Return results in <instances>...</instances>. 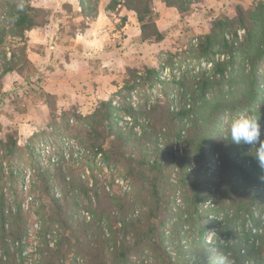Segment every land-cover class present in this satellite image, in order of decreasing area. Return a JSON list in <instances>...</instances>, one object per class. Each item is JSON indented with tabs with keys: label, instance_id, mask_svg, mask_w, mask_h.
Here are the masks:
<instances>
[{
	"label": "trees",
	"instance_id": "1",
	"mask_svg": "<svg viewBox=\"0 0 264 264\" xmlns=\"http://www.w3.org/2000/svg\"><path fill=\"white\" fill-rule=\"evenodd\" d=\"M97 1L78 0L83 17H97ZM161 1L183 15L200 0ZM17 2L0 0V97L5 74L33 68L27 32L47 21L43 8L31 0H24L23 12H17ZM117 7L134 12L140 41L163 40L153 0H109L106 9ZM185 52L193 58L208 59L215 53L228 57L196 73L184 70L171 80L155 67L144 68L142 74L128 69L123 105L115 104L113 97L100 100L87 116L73 112L72 125L64 112L66 129L94 156L118 164L127 183L140 180L145 193L130 198L105 188L100 191L95 179L88 186L71 166H59L54 174L47 167L39 170L38 184L47 197L41 203L45 211L41 219L58 223L63 231L48 247L49 253H43L42 264H59L51 257L62 242L74 250L62 257L70 253L82 257L81 263L73 264H264V170L249 145L223 139L230 115L243 108L264 118V89L259 87L264 77L258 73L264 61V2L239 5L235 16L215 18L210 31L191 40ZM157 82L178 87L175 108H169L168 100L149 107H134L128 101V92L138 85ZM226 113L229 118L223 121ZM141 117L148 123L135 130ZM0 149L9 157L22 150L11 134L0 138ZM214 153L219 163L207 175L201 163ZM93 170L89 177L94 178ZM16 176L20 172L11 170L10 177ZM55 176L61 185L58 195L53 189ZM82 194L88 198L89 213L74 215ZM14 201L8 203L0 187V264H21L5 242L19 244L26 228L27 214L20 199L15 196Z\"/></svg>",
	"mask_w": 264,
	"mask_h": 264
},
{
	"label": "rangeland",
	"instance_id": "2",
	"mask_svg": "<svg viewBox=\"0 0 264 264\" xmlns=\"http://www.w3.org/2000/svg\"><path fill=\"white\" fill-rule=\"evenodd\" d=\"M73 1L75 5L68 3V0H31L33 6L43 8L47 21L42 26L33 28L30 31L34 33L37 30H50L53 31L54 34L56 33V36L54 35L53 37V33H49L48 31L44 42L40 43L37 41L39 38L35 40L34 37L29 35L32 32L29 33L30 31H28V55L32 56L34 52H43L46 47L49 51H53L54 49L50 46H54V41L57 39L56 37L59 38L58 40L63 45L68 46V44H73L76 35L83 33L87 26V22L92 19L83 17L81 11L74 9V7L76 5L79 6V4L78 0ZM256 1L264 2V0L235 1L236 6L234 5V9L232 8V10H234L233 16L236 14L237 6L250 5ZM108 2L109 0H98L97 11L101 10L102 13L107 14L105 18L107 24L105 27H109L111 30L115 29L116 31L120 28V21L115 23L114 20L118 17L123 18V16L119 15L118 10L120 7H117L113 11L107 10L106 6ZM228 10L229 8H227L226 14H233V12L230 13ZM110 12H115V14H109ZM189 12L180 17H177V14L176 16H174V14L170 16L166 14L162 26L167 28V30L165 32L159 30L164 35L163 40L151 42L154 43L151 48L143 47L131 52L129 55L126 54L125 57L128 59L126 62H129L126 63V65L122 61L120 64L106 65L107 67L103 68V74H105L104 85L109 88L111 83L115 84V86L112 84L114 89L107 95L106 99L113 97V102L115 104L123 105L125 103L122 94L127 93L123 89V83L128 69H137L142 74L144 68L155 67L158 68L162 77L165 76L168 80H171L174 76H179L184 70L190 71V73H196L201 71V69L210 68L221 55L224 56V60L227 59L228 56L225 53H215L208 59L206 57L193 58L186 54L185 51L191 40L195 42L197 37L207 34H193L190 32V25H187L188 23L183 21L189 15ZM59 14H63L65 17V21H60V24L55 18V16ZM197 14L198 10L194 9L193 15ZM221 16L227 17L225 14ZM194 18L196 19L197 16H194ZM58 19H62V16ZM214 19L208 20V28L211 29ZM135 26L138 25L132 26V32ZM238 34L241 37L243 30L239 29ZM105 37L109 44L108 35H105ZM89 38L93 40L91 36H84L83 41L85 40L86 42ZM122 39L123 31L119 32L116 36H112L110 47L106 46L104 48L107 52H104L102 57H97L96 60L104 58L105 61H108L113 57H123V54L119 53V51L110 53V48L114 47L115 49L117 46H122ZM83 41L81 40L78 44L75 43L76 48L86 44L87 48L98 50L99 46L93 47L92 45H88L87 42L83 43ZM146 43L150 44L149 42ZM98 51L103 52L101 50ZM32 63L33 68L25 70L23 73L10 72L8 75L5 74L1 82L3 95L0 97V138L6 139L7 135L11 134L16 138L18 145L22 149L21 152L10 157L9 155L4 156L5 153L0 149V187L3 186V192L6 195L7 202H15L14 199L16 196V200L20 199L23 211L27 214V223L25 232L22 235V241L19 244L18 242L16 243V241L11 242V239L5 241L9 247V251L14 253L13 256L17 258L19 262L21 261V264H42L41 257L43 253H49L48 247H53L61 235V232H63L58 223H49V221L43 222V219H41V216H44L42 213L45 212L40 208L41 203L45 202L47 198L45 192L40 190L38 184L39 178L37 173L42 168L47 167L50 172L54 174L57 172L59 166H71L79 170L80 177L88 182V186H91V182L95 179V185L100 191L105 188L111 190L115 194H125L124 196L127 195V197L130 198H141L145 193V190L140 186V180H131V182L128 181L129 183H127L123 170L118 164L104 161L101 155L94 156L91 151L80 143L79 139L74 136L71 130L66 129V124L63 121L64 112L69 116V124L72 125L76 122L75 116L72 115L73 112L79 116H87L93 111L100 100L105 99L98 100L96 104L85 110L77 108L74 105L66 107L63 110L60 108L61 110H59V106L57 107L56 105L55 97L49 95L42 89L43 77L38 73L39 71L37 70L39 69L36 68L35 63L33 61ZM39 67L40 66H38V68ZM249 67H247V69H249ZM258 73L264 77V61L258 66ZM259 87L264 89V79L260 82ZM120 88L123 90L121 94L118 93L121 90ZM178 92V87L174 86L172 83L163 84L157 82L153 86L144 83L128 92V101L134 107L144 104L149 107V105L156 102L163 103L165 100H168L170 101L169 108L172 109L176 107L179 96ZM26 97H29L32 101L23 104ZM39 98H44L45 102H47L49 109L48 114L47 111H45L46 109L35 107L36 102H38L37 99ZM243 110L246 109L243 108ZM239 112L232 115L226 113L223 117V121L229 118V115L235 116ZM124 118L131 120L127 115H124ZM139 121L140 124H135L134 126L135 130H139L140 127H142L141 123L144 125L148 123V119L143 117L139 118ZM53 122H56V125H54ZM28 123H32L30 126L33 129L27 130L23 127ZM215 162L219 163L217 153L213 154V158H211L210 161L201 163V171L207 175H211L217 164ZM91 167L94 168V178L89 177ZM11 170L14 173L17 171L20 172V176L11 178ZM173 176L172 174L171 177ZM87 178L89 180H87ZM52 179L53 189L56 195H58L61 185L56 176L52 177ZM211 200L212 198L207 201L210 202ZM87 204L88 198L82 194V197H80V207L74 211V215L84 216L89 213ZM141 208L144 209V207ZM211 216L213 215H210V217ZM44 227L47 231H44ZM211 233L212 231L209 232L208 238ZM43 236L46 238L49 245L45 246ZM68 249L74 251L73 247L71 248L68 244L62 242L59 250L55 255H52L51 258L56 262L59 260V264L81 263L82 257L73 256L72 253H70L67 258L62 257V254H67Z\"/></svg>",
	"mask_w": 264,
	"mask_h": 264
},
{
	"label": "crops",
	"instance_id": "3",
	"mask_svg": "<svg viewBox=\"0 0 264 264\" xmlns=\"http://www.w3.org/2000/svg\"><path fill=\"white\" fill-rule=\"evenodd\" d=\"M68 1V3L75 5L73 0ZM235 1L240 2L241 0H200L191 5L189 15L183 21L188 23L187 25H190L189 30L193 34L208 33L210 29L208 28V20L214 19L223 14L227 17L233 16L234 10H232V8L234 5L236 6ZM153 2L154 9L158 13V19L156 21L157 27L160 31L165 32L167 28L162 26L165 21V15L167 14L170 16L174 14V16H176L177 14V17H180L181 15L175 8L166 6L161 0H153ZM227 8H229L228 12H233V14H226L225 12ZM74 9L80 11L79 6L77 5ZM194 9L198 10L197 15H193ZM118 11L119 15L126 17L127 20L122 23L121 17L115 19V23L120 21V28L116 31L115 29L111 30L109 27H105L107 24V20L105 19L107 14L98 10L97 17L87 22L85 30L80 35H76L73 44H68V46L63 45L58 40L59 38L56 37L57 39L54 41V46H50L54 49L53 51H49L46 47L43 52H34L32 53V56L29 55V58L35 63L36 68L39 69L37 70L39 71L38 73L43 77L42 89L49 95L55 97L56 105L57 107L59 106V110H63L71 105L85 110L96 104L98 100L106 99L107 95L113 91V86H115V84L111 83L109 88L104 85L105 74H103V68L107 67L106 65L120 64L122 61L126 65V63H129L126 62L128 61L125 57L126 54L129 55L131 52L136 51L139 48H151L153 46L154 43L148 44L140 41L139 23L137 22L134 12L123 7H120ZM109 14H115V12H110ZM61 16L62 19H58ZM194 16H197V18L195 19ZM55 18L56 21H59V24L63 20L65 21L63 14L55 16ZM133 25L138 26H135V29L132 32L131 28ZM48 31L49 33H53V31ZM48 31L37 30L34 33L30 31L29 33H32L29 35L34 37L35 40L39 38L37 41L43 43ZM121 31H123L122 46H117L115 49L114 47L110 48V53H113V51H119V53L123 54V57H113L108 61H105L104 58L96 60L97 57H102L104 52H107L104 48L106 46L110 47L112 36L118 35ZM54 35L56 36V33H53V37ZM105 35H108L109 37V44ZM84 36H91L93 40L89 38L88 41H86L88 45H92L93 47L99 46L98 50L103 52L94 48V50H91V48L86 47V44L76 48L75 43L78 44L81 40L83 41ZM86 42L85 40L83 41V43ZM38 66L40 67L38 68ZM6 75H8V73ZM37 100L38 102H36L35 107L46 109L45 111H47L48 114L49 109L44 98H39ZM30 101L32 100H30L29 97H26L23 104ZM31 124L32 123L25 124L23 127L27 130L33 129L30 126Z\"/></svg>",
	"mask_w": 264,
	"mask_h": 264
},
{
	"label": "clouds",
	"instance_id": "4",
	"mask_svg": "<svg viewBox=\"0 0 264 264\" xmlns=\"http://www.w3.org/2000/svg\"><path fill=\"white\" fill-rule=\"evenodd\" d=\"M17 12L25 10L24 0H18ZM264 118L250 110H242L233 116L224 133V140H230L237 145H249L254 151L250 154L256 160L258 166L264 170Z\"/></svg>",
	"mask_w": 264,
	"mask_h": 264
},
{
	"label": "built area",
	"instance_id": "5",
	"mask_svg": "<svg viewBox=\"0 0 264 264\" xmlns=\"http://www.w3.org/2000/svg\"><path fill=\"white\" fill-rule=\"evenodd\" d=\"M223 57H224V56L221 55V56L218 57L217 59L223 60ZM213 162H214V161H213ZM215 163H217V162H215Z\"/></svg>",
	"mask_w": 264,
	"mask_h": 264
}]
</instances>
